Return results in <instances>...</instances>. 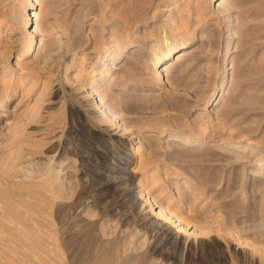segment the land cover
Masks as SVG:
<instances>
[{
    "label": "rangeland",
    "instance_id": "rangeland-1",
    "mask_svg": "<svg viewBox=\"0 0 264 264\" xmlns=\"http://www.w3.org/2000/svg\"><path fill=\"white\" fill-rule=\"evenodd\" d=\"M25 5L0 0V231H45L19 263L264 264V0H37L30 55ZM140 187L192 233L148 251Z\"/></svg>",
    "mask_w": 264,
    "mask_h": 264
},
{
    "label": "bare ground",
    "instance_id": "bare-ground-1",
    "mask_svg": "<svg viewBox=\"0 0 264 264\" xmlns=\"http://www.w3.org/2000/svg\"><path fill=\"white\" fill-rule=\"evenodd\" d=\"M216 1H218V0H216ZM25 2H26V5H25V10H28L29 8H31V10H33V14L32 15H34V18H35V25L33 24V22H32V18H31V16L32 15H30V19L29 20H26L25 22H24V26H23V28H24V32L27 34V36H28V40H27V42H26V47H25V49H24V55H30V54H33L36 50H37V46H36V42H37V39H36V34H37V29H38V27L40 26V17H39V12L37 11V9L35 8V6H36V4H37V0H25ZM29 13H30V11H29ZM29 13L26 15L27 17L29 16ZM34 25V26H33ZM178 43V42H177ZM175 43V44H173V45H171L170 47H168V48H166V49H164V51L162 52V54L161 55H159V56H157L156 58H155V64H157L159 61H160V63H163V66L165 65V64H167V62H168V60H170V58H174V56L176 55V59H175V61L174 62H171L172 64L173 63H175V62H177L176 64H180L181 62H183V61H185L189 56H190V54L191 53H193L194 51H195V44L194 45H191V46H187V47H184V48H181V49H178V44H180V43ZM106 55H107V53H106ZM158 72V74H160V73H162V72H164V71H160V70H158L157 71ZM82 89H84V90H86V92H87V94H93V98H94V100H95V102H96V106L98 107V109H100V111L101 112H108V113H110L109 112V110H108V108H107V106L104 104V102H103V100H102V98L101 97H94L95 96V92H94V89H92V88H90V86H87V85H83L82 86ZM212 103V102H211ZM188 142V141H187ZM191 145H196L197 143H195V141L194 140H191L190 142H189ZM262 156V155H261ZM133 184V183H132ZM136 184V183H135ZM53 186V183H52V181H51V187ZM132 186H134V185H132ZM131 187V186H130ZM129 187V188H130ZM136 187H139L137 184H136ZM53 188V187H52ZM132 189H133V187H132ZM131 190V188L129 189V191ZM138 190V192L137 193H139V198L141 199V201H142V205H141V209L140 210H142V217L139 219V222L140 223H142L146 228H147V232L150 234V237H151V241H150V245H149V247H148V251H151V253H154V252H160V251H162L163 249H164V247L169 243V242H174V243H180L181 241H182V237H183V233H192V231H188L187 230V228H188V223H184L176 214H175V212H173V211H167V212H164L163 210H162V207L161 206H163V205H161L160 203H158V202H152L151 204H150V198H149V196H147V194H144V191H143V189H141V187L139 188V189H137ZM52 192L54 193V195H55V198H58V197H61V194L60 193H58V191L55 189V188H53L52 189ZM127 194V193H126ZM124 197V196H123ZM55 200V199H54ZM25 201V200H24ZM77 201H79V200H77ZM122 201H124L123 199H122ZM121 201V202H122ZM27 204V203H26ZM71 205H74V204H76V203H74V201L73 202H71L70 203ZM160 204V205H159ZM5 205V204H4ZM6 206V205H5ZM70 206V205H69ZM135 206V205H134ZM134 206H133V208H134ZM11 207H13V206H11ZM22 208H24V206L22 207ZM9 209V208H8ZM17 209H19V208H17ZM11 210V209H10ZM14 210V209H13ZM13 210H12V212H13ZM5 211V210H4ZM8 211V210H7ZM7 211H6V213H7ZM11 212V213H12ZM14 212H15V210H14ZM13 212V213H14ZM22 212V211H21ZM24 212V211H23ZM61 212V211H60ZM12 213V214H13ZM16 213H18V212H15L14 213V217L16 216L15 214ZM43 213H44V211H43ZM46 213V212H45ZM44 213V214H45ZM28 214V213H27ZM34 214V213H33ZM0 215H2V214H0ZM6 215H8V213L6 214ZM5 215V216H6ZM32 215V214H31ZM54 215V214H53ZM3 216V215H2ZM4 216V217H5ZM9 216V215H8ZM23 216H25V215H23ZM35 216V215H34ZM7 217V216H6ZM10 217V216H9ZM12 217V216H11ZM31 217V216H30ZM55 223H56V226H58V228H57V238H58V242H55L54 241V239L53 238H51V239H53V241L55 242V243H57V245H58V248H59V246H60V244L59 243H61V245L63 246V245H65L66 244V242H67V235L65 234V232H64V224H63V222H62V219L63 218H61L60 217V215L56 212L55 213ZM53 217V218H54ZM74 217H75V221L76 222H79L81 219H83V217H82V215L80 214V213H77V214H75L74 215ZM20 218H22V217H20ZM37 218H39V217H37ZM47 218V217H46ZM52 218V219H53ZM4 219V218H3ZM7 219V218H6ZM16 219V218H15ZM12 220V223L15 221H17L18 222V220L16 219V220ZM23 219V218H22ZM24 219H25V217H24ZM9 220V219H8ZM11 220V219H10ZM9 220V221H10ZM36 220V219H35ZM38 220V219H37ZM36 220V221H37ZM48 220V219H47ZM2 221V220H1ZM6 221V220H5ZM22 221V220H21ZM28 221V219H26V222L25 223H23L22 225H23V231H24V236H23V234H21V236H19V234H18V232H16V230L21 226L20 225V223L21 222H19V227L15 230V233H14V235H13V237L11 236V237H9L10 236V234H9V236H7L6 234H5V232H2V231H0V264H20L19 263V261L20 260H18L19 258H18V256H20V254L22 253L21 252V250L23 249V248H21V247H25V245H27L29 248H36V246H37V244H39L40 243V240L42 239V235L43 234H45L43 231H40V232H43V234L42 235H40L39 234V230H40V228H38L39 226H37V224L35 225V224H33L34 226H36V228H37V230H35V231H33L34 229H31V228H29L28 227V224L27 223H29V222H27ZM30 222L32 221V223H35V222H33V220H29ZM38 221H40V220H38ZM7 222V221H6ZM40 222H42V221H40ZM52 222H54V221H52ZM153 222H155V224L153 225ZM3 223V222H2ZM38 223V222H37ZM13 224H15V223H13ZM48 224H50L49 225V227L51 226V221L48 223ZM48 224L46 225V226H48ZM52 224H54V223H52ZM18 225H16V226H18ZM30 225V224H29ZM8 226H10L9 224H8ZM32 226V225H31ZM34 226H33V228H34ZM41 226V225H40ZM3 227V226H2ZM6 227V226H5ZM11 227V226H10ZM13 227H14V225H13ZM54 227V226H53ZM1 228V227H0ZM21 229H22V227H20ZM42 228H43V226H42ZM41 228V229H42ZM51 229H53L52 228V226L50 227ZM6 230H7V228H5ZM39 229V230H38ZM48 229V228H47ZM9 230H11L12 231V229H9ZM13 230H14V228H13ZM44 230V229H43ZM50 230V229H49ZM18 231V230H17ZM20 231H22V230H20ZM54 231H55V228H54ZM13 232V231H12ZM46 232H48L47 230H46ZM50 232H51V230H50ZM88 232V231H87ZM53 233V232H52ZM71 234V233H70ZM48 235V234H47ZM51 235V234H50ZM69 235V234H68ZM191 235V234H190ZM76 236V235H75ZM81 236H83V234H81ZM49 237V236H48ZM48 237H46V238H48ZM70 237V236H69ZM68 237V238H69ZM73 237V236H72ZM77 237V236H76ZM45 238V239H46ZM56 238V239H57ZM78 238H79V235H78ZM48 239H50V238H48ZM70 239V238H69ZM73 239H75V238H73ZM92 239V238H91ZM186 239V238H185ZM43 240V239H42ZM80 240V239H79ZM187 240V239H186ZM185 240V241H186ZM50 241H52V240H50ZM52 241V243H54ZM74 241H76V240H74ZM90 240H88V242H89ZM95 241V240H94ZM183 241H184V239H183ZM187 241H189V239L187 240ZM83 242H84V240H83ZM92 242V241H91ZM90 242V243H91ZM110 242V241H109ZM20 243H22V245L23 244H25L24 246H20ZM29 243L32 245L31 247L29 246ZM51 243V242H50ZM54 243V244H55ZM84 243H87V242H84ZM89 243V244H90ZM191 243H192V241H190V245H191ZM7 244H9L8 246V248H4V245H7ZM41 244V243H40ZM42 244H44V243H42ZM48 245V244H47ZM50 245V244H49ZM86 245V244H85ZM93 245H94V243H93ZM92 245V246H93ZM95 245H100L99 243L98 244H95ZM107 245V244H106ZM40 246H42V245H40ZM55 246H56V244H55ZM54 246V247H55ZM70 246V245H69ZM91 247V245H88V247ZM102 246V245H101ZM100 246V247H101ZM28 247H25L26 249L28 248ZM45 247V246H44ZM43 247V248H44ZM50 248H52L51 247V245L49 246ZM48 247V248H49ZM53 247V249L55 250L57 247H55L54 248ZM93 247H95V246H93ZM93 247H91V248H93ZM97 247V246H96ZM39 248V247H38ZM42 248V249H43ZM62 248V247H61ZM60 248V250L62 251L63 250V248L61 249ZM105 248V247H104ZM40 249H41V247H40ZM89 249V248H88ZM87 249V250H88ZM100 249V250H99ZM23 250H25V249H23ZM49 250V249H48ZM52 250V249H51ZM59 249H56V252H58L59 251V253L58 254H61L62 255V253H60L61 251H60ZM66 250H68V249H66ZM33 251H35L34 253L36 254V256L37 255H39V256H42L41 254H37V252H36V250L34 249ZM39 251V250H38ZM43 251H45V249H43ZM63 251H65V250H63ZM90 251V250H89ZM24 252V251H23ZM25 252H26V250H25ZM25 252H24V254H25ZM29 251H28V249H27V253L26 254H29L28 253ZM45 252H49L50 254H51V251H45ZM91 252V251H90ZM39 253V252H38ZM40 253H42V252H40ZM55 253V252H54ZM147 253V252H146ZM35 254H34V256H35ZM42 254H45V253H42ZM57 254V253H56ZM55 254V256L56 257H54V258H58L59 256H58V254L56 255ZM30 255V254H29ZM46 255H49L48 253H46L45 254V256ZM66 255V254H65ZM65 255H64V257H65ZM25 256V255H24ZM28 256V255H27ZM27 256H25L24 258H26ZM35 256V257H36ZM39 256H37L36 258L37 259H35L36 261L38 260V257ZM52 256V255H51ZM69 256V255H68ZM87 256V255H86ZM92 256V255H91ZM21 257V256H20ZM50 256H48V258H49ZM52 257V258H53ZM62 256H60V261H61V259H62V261H63V259H64V257H62ZM70 257V256H69ZM114 257H115V251L114 250H109V249H104L103 250V247L102 248H99V247H97V249H96V251H95V254H94V256L92 257V261H91V259H90V255H89V261H91L90 262V264H114ZM21 258H23V257H21ZM20 258V259H21ZM49 259H51V258H49ZM59 259V258H58ZM57 259V260H58ZM85 259V258H84ZM119 259V258H118ZM133 259V258H132ZM23 260V259H22ZM21 260V261H22ZM25 260H27V259H25ZM32 260V259H31ZM31 260H28L27 262L29 263ZM53 260V261H52ZM56 259H51V261L52 262H54ZM85 261V260H84ZM27 262H25V263H27ZM41 262V261H40ZM40 262H38L39 264H40ZM52 262H49L50 264L52 263ZM59 262V260L56 262V263H58ZM86 262V261H85ZM23 263V262H22ZM27 263V264H28ZM34 263V262H33ZM55 262L54 263H52V264H56ZM62 264H65V262L63 263V262H61ZM68 263H69V261H68ZM83 263V262H82ZM120 263V262H119ZM60 264V263H59ZM72 264V263H71ZM84 264V263H83ZM86 264H88V263H86Z\"/></svg>",
    "mask_w": 264,
    "mask_h": 264
}]
</instances>
